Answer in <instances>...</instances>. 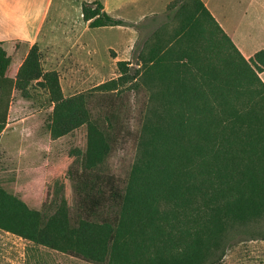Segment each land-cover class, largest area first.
I'll list each match as a JSON object with an SVG mask.
<instances>
[{"label":"trees","instance_id":"16d2710c","mask_svg":"<svg viewBox=\"0 0 264 264\" xmlns=\"http://www.w3.org/2000/svg\"><path fill=\"white\" fill-rule=\"evenodd\" d=\"M81 14L89 28L130 25L99 0L82 3ZM165 17L167 29L176 21L172 32L136 44L140 70L118 61L119 76L97 86L114 94L141 77L152 107L138 137L125 123V144L136 142L125 178L105 169L118 128L93 120L84 95L63 97L37 46L15 70L0 43V135L13 94L28 99L35 87L54 105L51 140L86 133L84 150L66 156L72 205L49 188L15 195L0 183V230L90 264H214L232 230L264 224V51L245 59L200 0H175Z\"/></svg>","mask_w":264,"mask_h":264},{"label":"rangeland","instance_id":"374dc122","mask_svg":"<svg viewBox=\"0 0 264 264\" xmlns=\"http://www.w3.org/2000/svg\"><path fill=\"white\" fill-rule=\"evenodd\" d=\"M90 1L95 0H51L49 18L64 13L66 20L75 22L79 16L77 7ZM99 1L109 16L130 20L126 16L128 11L125 10V0ZM173 1H134L133 13L130 11L135 19L131 27L138 34L134 45L131 43L133 38L128 36V32L132 31L125 29V26L93 28V36H97V71L89 75L84 70L70 69L67 70L69 75L59 78L64 98L84 95L85 106L93 120L101 127L108 125L109 128H118L120 136L114 145L110 142L112 150L105 169L122 178L128 175L136 154V142L128 141L125 144V123H130L134 137H138L142 125L154 121L149 116L152 107L147 108L141 77L136 82L125 84L114 94L103 93L97 90V86L119 76L116 65L118 61L132 62L131 75L140 70L132 54H138L136 44H140V50L150 41L152 32L167 29L164 24L165 15ZM212 6L226 29L246 32L255 38L263 37L256 24L252 30L250 24L264 22V0H211ZM168 24L167 33H170L176 28V21L172 20ZM30 91L31 97L28 99L22 98L18 92L12 97L9 121L0 135V183L11 187L13 190L10 191L15 195L49 188L54 194L58 193L57 198L64 197L72 205V185L69 180L63 179V174L73 164L74 157L67 159L66 156L75 150H84L85 128L67 137L51 140L48 127L54 105L44 90L35 87ZM50 166L55 169V173L47 172ZM256 232L264 235V224L232 230L227 236L221 257L214 264H264V240L246 239L243 235ZM0 264L90 263L36 247L16 235L0 230Z\"/></svg>","mask_w":264,"mask_h":264},{"label":"crops","instance_id":"0c3cea01","mask_svg":"<svg viewBox=\"0 0 264 264\" xmlns=\"http://www.w3.org/2000/svg\"><path fill=\"white\" fill-rule=\"evenodd\" d=\"M134 1L125 0V10L128 11L126 16L130 18L125 19L130 24L125 29L132 31L128 32V36L133 38V45L138 35L131 27L135 24L131 15ZM200 1L245 59L253 57L258 51H264V22L250 24L251 30L256 24L260 34H263L262 38H255L246 32L232 31L226 29L218 18L217 10L210 7L211 0ZM50 2L51 0H0V43L6 44L13 51L12 65L17 70L30 48L35 45L41 54L44 72L55 71L59 78L69 75L67 70L70 69L84 70L92 75V72L97 71V36H93V28H89L88 22L83 21L81 5L77 7L78 20L73 22L66 20L64 13L50 19ZM15 42L19 44L16 50L13 49ZM131 53L132 51L130 56ZM258 76L264 83V70Z\"/></svg>","mask_w":264,"mask_h":264}]
</instances>
